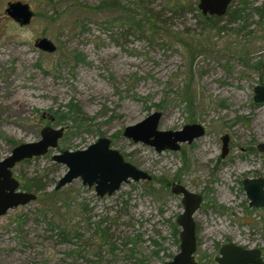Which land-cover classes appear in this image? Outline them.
I'll return each instance as SVG.
<instances>
[{
	"label": "rangeland",
	"instance_id": "374dc122",
	"mask_svg": "<svg viewBox=\"0 0 264 264\" xmlns=\"http://www.w3.org/2000/svg\"><path fill=\"white\" fill-rule=\"evenodd\" d=\"M10 2L30 5V25L7 16ZM199 2L0 0V161L44 127L65 129L57 149L13 170L20 191L32 182L38 198L0 217V264L171 262L184 212L174 184L203 197L198 264H218L227 244L264 255V208L249 207L243 187L264 178V102L254 101L264 86V0H234L220 17L203 15ZM42 38L57 52L36 48ZM156 112L160 131L197 124L205 135L161 153L124 136ZM100 138L152 179L104 197L81 179L54 193L68 168L52 156Z\"/></svg>",
	"mask_w": 264,
	"mask_h": 264
},
{
	"label": "water",
	"instance_id": "95a60500",
	"mask_svg": "<svg viewBox=\"0 0 264 264\" xmlns=\"http://www.w3.org/2000/svg\"><path fill=\"white\" fill-rule=\"evenodd\" d=\"M234 0H200L199 9L203 15L223 16ZM5 13L12 20L27 26L31 23L35 13L28 4L22 2L9 3ZM37 48L47 53H55L57 47L47 39H40ZM254 101L264 102V86L255 88ZM162 113L156 112L144 121L129 126L124 136L135 143H143L155 148L161 153L166 150L178 151L181 144H192L196 139L205 135V128L201 125H187L182 131H160L158 129ZM1 121V116H0ZM65 129L44 127L41 130V139L34 143H25L15 147L10 155L0 161V217L19 206H25L35 200V193L20 191V182L15 178L13 170L22 162L33 158L43 157L50 150L57 149L59 141L64 136ZM223 154L229 152V137L224 136ZM257 150L264 153V143L257 146ZM55 163L67 166V173L60 179L56 190L64 188L74 180L81 179L83 185L95 187L97 195L104 197L118 191L123 183L131 180H151V176L126 162L119 151L111 146L108 138H100L96 143L85 150L64 151L52 156ZM243 187L249 200V207L264 208V178L245 179ZM172 193L182 195L184 212L177 218L181 228L179 238L180 252L171 262L166 264H198L195 253L197 250V229L194 215L199 210L203 197L190 192L186 187L174 184ZM218 264H264L261 251L257 249H244L235 244H227L220 250V256L215 260Z\"/></svg>",
	"mask_w": 264,
	"mask_h": 264
},
{
	"label": "trees",
	"instance_id": "16d2710c",
	"mask_svg": "<svg viewBox=\"0 0 264 264\" xmlns=\"http://www.w3.org/2000/svg\"><path fill=\"white\" fill-rule=\"evenodd\" d=\"M137 25H139V23H137ZM30 183H32V182H29V183H28V186H29V187H31V186H30ZM35 183H36V186H37V187H36V188H37V189H36L37 192H40V191H46L45 185H43L42 182H40V183H39V182H35ZM28 186H25V185H24L23 188L26 190V192L33 193V192L31 191V188H28ZM32 187H33V186H32ZM56 191H57V190L55 189V192H54V193H56ZM175 232H176V234L179 233V230L177 229V227H176V229H175Z\"/></svg>",
	"mask_w": 264,
	"mask_h": 264
},
{
	"label": "flooded vegetation",
	"instance_id": "af4514ba",
	"mask_svg": "<svg viewBox=\"0 0 264 264\" xmlns=\"http://www.w3.org/2000/svg\"><path fill=\"white\" fill-rule=\"evenodd\" d=\"M10 3H12V2H10ZM9 4V3H8ZM25 4V3H24ZM30 6V5H29ZM31 8V7H30ZM32 10V9H31ZM35 17V16H34ZM33 20V19H32ZM14 21V20H13ZM15 22V24L17 25V26H19V27H23L20 23H18V22H16V21H14ZM32 22V21H31ZM31 24V23H30ZM29 24V25H30ZM43 39V38H42ZM40 40V39H39ZM39 40H37L36 42H35V46H36V43L39 41ZM55 45V44H54ZM56 46V45H55ZM57 47V46H56ZM36 48H37V46H36ZM39 49V48H38ZM40 50V49H39ZM42 51V50H41ZM44 52V51H43ZM57 52V51H56ZM45 53H47V52H45ZM49 54H53V53H49ZM1 116V115H0ZM34 159V158H33ZM32 160V159H31ZM26 161H29V160H26ZM26 161H24V162H26ZM23 163V162H22ZM19 181V180H18ZM20 182V181H19ZM21 185V184H20ZM20 190V189H19ZM23 192V191H22ZM24 192H26V191H24ZM243 248V247H242ZM244 249H247V248H244ZM261 257H262V260H264V255L262 254V252H261ZM216 260V259H215Z\"/></svg>",
	"mask_w": 264,
	"mask_h": 264
},
{
	"label": "bare ground",
	"instance_id": "6f19581e",
	"mask_svg": "<svg viewBox=\"0 0 264 264\" xmlns=\"http://www.w3.org/2000/svg\"><path fill=\"white\" fill-rule=\"evenodd\" d=\"M20 52V56L23 57V59H25L27 56L25 55L26 52L22 49H20V51H18V53ZM20 103H23L21 100H20Z\"/></svg>",
	"mask_w": 264,
	"mask_h": 264
}]
</instances>
